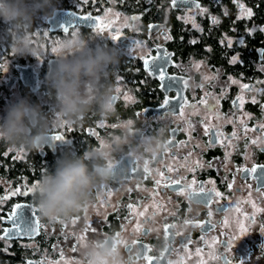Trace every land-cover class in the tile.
Instances as JSON below:
<instances>
[{"label": "flooded vegetation", "instance_id": "af4514ba", "mask_svg": "<svg viewBox=\"0 0 264 264\" xmlns=\"http://www.w3.org/2000/svg\"><path fill=\"white\" fill-rule=\"evenodd\" d=\"M124 1H116L118 11L128 16L123 26L101 19L98 10L105 0H88L81 12L57 8L99 17L94 26L106 25L102 32L79 25L64 31L60 25L49 33L47 26L53 37L81 33L119 50L120 62L108 79L110 114L92 107L72 123L62 120L45 83L56 57L42 66L19 65L32 68L35 91L24 86L16 69L13 83L5 87L16 84L19 98L47 101L42 106L50 114L51 138L39 151L3 141L2 264H52L61 258L86 264L85 244L103 239L115 244L120 264H264V0H187L181 7L159 0L160 20L146 22L125 12ZM241 4L252 10L251 17L238 19ZM116 34L120 39L113 40ZM233 56H238L234 64ZM145 58L151 67L144 65ZM160 67L164 80L159 79ZM243 84L250 88L242 89ZM165 99L170 103L161 108ZM137 132L144 134L142 142ZM126 134L129 143L112 154L115 178L97 183L70 215L43 217L35 192L13 194L39 184L65 152L83 154ZM55 135L65 140L54 141ZM151 142L155 151L145 150ZM200 188L205 194H197ZM13 210L16 215L9 219Z\"/></svg>", "mask_w": 264, "mask_h": 264}, {"label": "clouds", "instance_id": "9594fccd", "mask_svg": "<svg viewBox=\"0 0 264 264\" xmlns=\"http://www.w3.org/2000/svg\"><path fill=\"white\" fill-rule=\"evenodd\" d=\"M56 12L54 0H0V21L6 26L12 50L19 56L32 55V24ZM95 40L81 33L63 39L58 55L48 66L45 83L56 111L68 123L92 107L102 115L113 110L108 79L120 62V52ZM50 124V114L44 106L28 97L18 98L0 117V141L39 151L49 146ZM131 131L129 128L127 134ZM127 134L83 154L68 151L57 158L54 169L42 177L35 190L40 214L49 219L68 216L81 207L97 183L111 180L115 175L112 154L121 152L129 143ZM144 148L155 151L152 142ZM83 256L86 264H120L117 249L108 239L88 241Z\"/></svg>", "mask_w": 264, "mask_h": 264}, {"label": "rangeland", "instance_id": "374dc122", "mask_svg": "<svg viewBox=\"0 0 264 264\" xmlns=\"http://www.w3.org/2000/svg\"><path fill=\"white\" fill-rule=\"evenodd\" d=\"M88 1V0H87ZM94 0V2H102ZM106 4L98 10L101 13V19H104V23L112 24L113 26L119 27L123 26L127 22V18L122 12L118 11L116 7L117 0H105ZM85 0H69V7L75 12H81L83 9V3ZM57 8H62V6L56 2ZM94 5V4H93ZM49 17H44L40 20H37L33 23L32 34L29 33L32 47L34 52L32 55L19 56L11 48L10 43H8V33L0 35V45H3L5 39L7 40L8 51L0 52V62H2V73L0 74V117H3L6 113V108L14 103L19 98V88L16 84L11 88H5L7 83L10 80L11 76H14L15 69L19 67L22 63H25L28 66H42V61L51 59L58 55V51H53V48H59V44L63 39L59 37H53L47 31V19ZM136 25L139 24V21L135 22ZM7 35V36H6ZM12 36H15V33H12ZM5 38V39H3ZM142 54L145 50L142 47L137 48ZM40 104H46L47 101L43 98L39 99ZM20 152V151H19ZM0 188L3 190L6 188V184L3 179L0 178ZM78 261H73L68 258H61L58 261L52 262V264H78Z\"/></svg>", "mask_w": 264, "mask_h": 264}, {"label": "snow or ice", "instance_id": "6c2138e0", "mask_svg": "<svg viewBox=\"0 0 264 264\" xmlns=\"http://www.w3.org/2000/svg\"><path fill=\"white\" fill-rule=\"evenodd\" d=\"M85 2H87V0H85ZM172 4L175 5V4H176V0H172ZM240 9H241V16L238 17V19H240V18H242V17H244V16H246V17H251V16L253 15L252 10H251V9H246V8H244V6H243L242 4L240 5ZM203 11H207V10L204 9ZM80 19H82V20H93V19H95V20H99L100 18H99V17H92V16H88V15H83V16H80ZM133 19H136V17H134ZM217 22H218V21L216 20V18L213 17V23H217ZM194 26L198 27V26L195 25V24H194ZM61 27H64V25L62 24ZM105 27H106V25H101V24H97V25L94 26V28H95V30H96L97 32H102V31L104 30ZM149 27L152 28V27H154V26H153V25H150ZM65 30H67V29H65ZM261 31H264V29H261ZM166 38H170V37H166ZM112 39H113V40H118V39H120L119 34L113 35V36H112ZM240 42L243 43V41H240ZM137 43H139V42H137ZM192 43H195V41H192ZM222 43H223V41H222ZM228 47H232V41H231V40L228 41ZM52 50H53V51H58L59 48H53ZM209 50H210V49H209ZM167 55H168V53L165 52V53H164V56H167ZM157 59H159V57H151V61H153V62H154L155 60H157ZM237 61H238V56H233L232 59L230 60V63H233V64H234V63H236ZM144 65H145L146 67H151L150 60L147 59V58H145V59H144ZM262 70H264V69H262ZM159 79H161V80L166 79L165 74H164V69H163V67H160V70H159ZM230 79H231V78H230ZM232 83H237V81H236V80H232ZM161 86L163 87V85H161ZM169 87H172V84H169ZM241 88H242V89H249L250 86H249L248 84H243V85H241ZM260 91H264V90H260ZM125 99H128V97L126 96ZM237 99L240 100L241 102L243 101V97H238ZM252 102H253V103L256 102V101H255V98H253V101H252ZM169 103H170V101H169L168 99H165V100L163 101V103L161 104V108H164V107L168 106ZM201 103L207 104V100L201 101ZM129 123H131V122H129ZM89 131H90V134H91V130H89ZM134 135L136 136V139H137L139 142H142V141H143V139H144V134H143L142 132L134 133ZM52 139H53L54 141H64V140H65V138H64L63 136H61V135H55V136L52 137ZM256 142H257V141H253V143H256ZM129 156H132V153H131V152L129 153ZM116 167H117V166L115 165V170H116ZM132 170L135 171V168H133ZM144 170H145V171H148L147 165H145V169H144ZM251 171H252V172H255V171H256V168L253 167V168L251 169ZM161 175H163V173H161ZM114 178H115V175H114ZM156 183L159 184L160 181L158 180ZM174 183H178V181H174ZM37 186H38V184H33L31 187L26 188V190H25L24 192H22V193H21V190H20V189H16V192L13 193V194H23V195H27L29 192H35ZM229 187H231V185H229ZM197 194H198V195H199V194H205V190H204L203 188H200L199 193H197ZM216 195H217V196H220L221 194L217 192ZM5 198H6V197H5ZM20 207H21V205H19V204H17V205L15 206L16 209H18V208H20ZM129 207H131V206H129ZM253 207H255V205H253ZM146 211H147V209H145V212H146ZM145 212H140L139 215H140V216H144V215H145ZM15 215H16V212H15V210H13V213H12V215L9 216V219H13V218L15 217ZM186 223H187V221H186ZM17 227H19V225H17ZM239 228H240L241 233H244V232L246 231V229L244 228V225H243V224H240V225H239ZM30 230L35 231V229H30ZM139 230H140V229L137 228V231H139ZM117 235H119V234H117ZM117 242H119V241H117ZM133 243H135V241H133ZM231 243H232V240H229V245H230ZM114 245H115V244H114ZM198 252H199V250H198ZM145 259L151 261V260H152V257H151V256H147V257H145Z\"/></svg>", "mask_w": 264, "mask_h": 264}, {"label": "water", "instance_id": "95a60500", "mask_svg": "<svg viewBox=\"0 0 264 264\" xmlns=\"http://www.w3.org/2000/svg\"><path fill=\"white\" fill-rule=\"evenodd\" d=\"M186 2H189L187 0H176V5L178 7H181V5H185ZM48 24V31L55 32L60 25H64V31H67L65 29L74 27L76 25H79L81 27L91 28L94 26L95 21L94 20H82L79 16L75 15L72 11H64V10H57V12L49 17L47 19ZM154 29V27H152ZM155 29H158L157 27ZM52 62V61H50ZM16 71L18 72L20 76V80L24 84L25 87H29L31 91L36 90V75L33 74L32 68H21L17 67ZM13 83V80L11 79L7 86ZM8 237V236H6ZM34 264V263H29Z\"/></svg>", "mask_w": 264, "mask_h": 264}, {"label": "trees", "instance_id": "16d2710c", "mask_svg": "<svg viewBox=\"0 0 264 264\" xmlns=\"http://www.w3.org/2000/svg\"><path fill=\"white\" fill-rule=\"evenodd\" d=\"M69 0H54V2H58L63 8H70L68 4ZM159 0L156 1H149V0H125L124 5V11L131 14V15H141L142 21H157L160 20V18L156 17L157 14L161 13L162 11L158 9L157 4ZM57 4V3H56ZM6 26L3 24L2 21H0V35L6 33L5 32ZM33 24L31 26V29L29 31L30 34H32ZM7 36V35H6ZM8 37V36H7ZM5 39V38H3ZM7 46V40L3 42V45H0V52L8 51ZM1 61V60H0ZM2 68V62H0V74ZM1 100V99H0ZM4 150L3 147V141H0V158L2 157V152ZM5 258L2 257L0 259V264L4 263ZM12 264V263H11Z\"/></svg>", "mask_w": 264, "mask_h": 264}]
</instances>
